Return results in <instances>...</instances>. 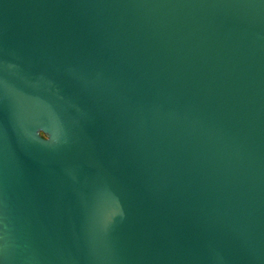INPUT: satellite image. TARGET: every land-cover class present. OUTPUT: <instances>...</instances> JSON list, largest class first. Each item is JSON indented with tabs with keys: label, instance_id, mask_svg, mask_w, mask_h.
I'll use <instances>...</instances> for the list:
<instances>
[{
	"label": "water",
	"instance_id": "95a60500",
	"mask_svg": "<svg viewBox=\"0 0 264 264\" xmlns=\"http://www.w3.org/2000/svg\"><path fill=\"white\" fill-rule=\"evenodd\" d=\"M0 264H264V0H0Z\"/></svg>",
	"mask_w": 264,
	"mask_h": 264
},
{
	"label": "snow or ice",
	"instance_id": "6c2138e0",
	"mask_svg": "<svg viewBox=\"0 0 264 264\" xmlns=\"http://www.w3.org/2000/svg\"><path fill=\"white\" fill-rule=\"evenodd\" d=\"M0 207H2V201H0ZM2 240H3V236L0 235V242H2ZM0 250H2V248H0Z\"/></svg>",
	"mask_w": 264,
	"mask_h": 264
}]
</instances>
